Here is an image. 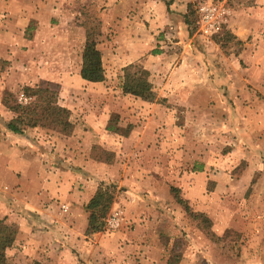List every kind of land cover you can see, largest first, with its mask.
Listing matches in <instances>:
<instances>
[{"label": "rangeland", "instance_id": "1", "mask_svg": "<svg viewBox=\"0 0 264 264\" xmlns=\"http://www.w3.org/2000/svg\"><path fill=\"white\" fill-rule=\"evenodd\" d=\"M171 1L117 0L104 15L99 0H0L8 264H264V0H195L229 12L212 35L198 17L188 30L186 12L163 17ZM112 17L133 23V40L101 33ZM86 28L105 69L97 85L79 77ZM118 44L139 51L131 64L149 72L146 97L122 95ZM35 86L57 90L69 136L7 129L3 96L26 102L23 87ZM99 188L112 204L102 230L88 232L85 207Z\"/></svg>", "mask_w": 264, "mask_h": 264}, {"label": "trees", "instance_id": "2", "mask_svg": "<svg viewBox=\"0 0 264 264\" xmlns=\"http://www.w3.org/2000/svg\"><path fill=\"white\" fill-rule=\"evenodd\" d=\"M197 8L195 3H188L186 13L183 15L184 23L191 32L196 29ZM196 15V16H195ZM193 16V20L190 17ZM195 17V20H194ZM194 25V28H192ZM229 34L225 32L227 37ZM80 78L88 83H102L105 81V69L96 41L92 38L90 28L85 29V41L81 53ZM152 85L149 82V72L137 65H128L123 69L120 90L124 96L144 98L150 93ZM22 95L26 102L19 101L14 94L6 92L2 104L14 117L8 122L7 129L14 134H24L28 128H43L69 136L74 128L71 122V112L59 102L57 90L49 87L35 86L23 87ZM108 126L107 130H114ZM106 161V160H105ZM174 197L187 211L185 202L178 196L176 188L171 189ZM112 204L111 196L107 190L99 188L86 205L89 212L87 231L99 232L103 228V219ZM192 214L195 218L202 215ZM15 239V230L11 226L0 222V264H8L6 250L12 246ZM32 264H42L33 262Z\"/></svg>", "mask_w": 264, "mask_h": 264}, {"label": "crops", "instance_id": "3", "mask_svg": "<svg viewBox=\"0 0 264 264\" xmlns=\"http://www.w3.org/2000/svg\"><path fill=\"white\" fill-rule=\"evenodd\" d=\"M101 3H104L107 8L104 9V12L106 14H108L110 11V8L111 6L114 4L116 5V2L117 0H99ZM195 0H172L171 3L168 5V9L166 7V5L163 3L161 4L160 3V10L162 11V15L164 17V14L163 12H165V18L167 17L168 19H174V17H178V18H181V15H183L185 12H186V7H187V4L188 3H193ZM103 4V5H104ZM110 7V8H109ZM172 11H175L176 13H179L180 15H176L174 13H172ZM113 12L111 11V14H110V17L113 15L112 14ZM125 18V17H124ZM172 19V20H173ZM178 21V20H177ZM180 21V20H179ZM107 22V21H106ZM181 22V21H180ZM117 23H118V19H116V17H112L109 21H108V24H105L103 26L104 28V31L102 30L101 33L104 34V33H107L110 28H111V35L113 37V40H116V42L118 43V40L119 41H127L129 42V39L130 40H133V38L131 37V34L132 31H133V27L131 26V24H133L132 22H130L129 19H125V21L123 22L122 24V27L119 28L117 26ZM232 27L234 28V25H232ZM113 28L116 29V31L114 32L113 31ZM142 30V29H141ZM180 30H181V38H185L186 37V34H187V31H186V27L184 25V23H182V27H180ZM85 32V31H84ZM235 32V31H234ZM116 33V34H115ZM238 35V34H237ZM239 36V35H238ZM129 38V39H128ZM146 47H148L149 45H145ZM124 46H120L118 44V51L116 52H119V54H116V55H111L112 59H111V63H113V66H112V70L114 69V72H117L118 69H121L123 68L124 66L126 65H129L135 61H137L140 56L138 55V52L136 51H133V48L132 50L130 51H126L124 49H126V47ZM140 47H137V49H139ZM161 54V53H160ZM164 55V54H161V56ZM170 57H166V59H169ZM109 67H107L108 69ZM79 74H80V70H79ZM80 77V75H79ZM81 79V78H80ZM81 81L85 82V83H88L84 80L81 79ZM90 85H97L99 83H88Z\"/></svg>", "mask_w": 264, "mask_h": 264}, {"label": "built area", "instance_id": "4", "mask_svg": "<svg viewBox=\"0 0 264 264\" xmlns=\"http://www.w3.org/2000/svg\"><path fill=\"white\" fill-rule=\"evenodd\" d=\"M229 12L212 3L202 4L197 8L198 30L204 35H212L219 30L221 24L226 22Z\"/></svg>", "mask_w": 264, "mask_h": 264}]
</instances>
